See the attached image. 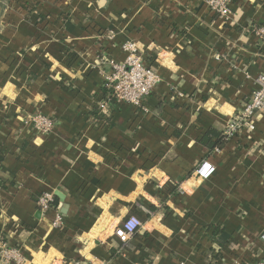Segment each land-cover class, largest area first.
<instances>
[{
  "label": "crops",
  "instance_id": "1",
  "mask_svg": "<svg viewBox=\"0 0 264 264\" xmlns=\"http://www.w3.org/2000/svg\"><path fill=\"white\" fill-rule=\"evenodd\" d=\"M254 25L264 0H232L226 18L206 0H0V253L16 247L23 264L260 259L264 111L222 148L201 141L224 131L264 73ZM126 42L160 82L145 110L112 99L103 119L97 103ZM36 113L53 119L50 132L35 130ZM204 158L216 172L201 181ZM47 191L56 209L42 213ZM130 215L144 224L122 245L113 229Z\"/></svg>",
  "mask_w": 264,
  "mask_h": 264
},
{
  "label": "built area",
  "instance_id": "2",
  "mask_svg": "<svg viewBox=\"0 0 264 264\" xmlns=\"http://www.w3.org/2000/svg\"><path fill=\"white\" fill-rule=\"evenodd\" d=\"M210 10L221 18H226L230 12L232 0H206ZM257 39L264 46V25H254L251 28ZM127 56L123 62L112 61L110 63L111 71L106 75L105 86L109 90L108 98L101 99L97 103L96 111L103 119L110 112V103L112 99H118L129 102L134 106L146 109V99L152 94L156 86L160 82V75L151 64L145 62L143 55L139 53V49L134 42H126L122 45ZM256 89L253 91L248 102L244 107L232 117L225 129L224 134L226 140H230L238 133L246 130L254 129V119L257 113L264 111V73L258 74L255 79ZM102 119H97L99 123ZM32 121L40 133H48L53 129V119L47 115L36 113L32 117ZM216 172V166L207 158L202 159L194 168V176L197 180H208ZM39 210L44 213L54 206L55 195L53 192H43L36 199ZM53 227L60 228L62 226V216L57 213L53 220ZM143 221L136 215H130L122 220L113 229V234L117 237L122 245H127L131 238L143 227ZM264 241V233L260 236ZM1 261L4 264H23L24 258L20 250L16 247L4 246L0 253ZM247 264H264L263 256L251 263Z\"/></svg>",
  "mask_w": 264,
  "mask_h": 264
},
{
  "label": "trees",
  "instance_id": "3",
  "mask_svg": "<svg viewBox=\"0 0 264 264\" xmlns=\"http://www.w3.org/2000/svg\"><path fill=\"white\" fill-rule=\"evenodd\" d=\"M107 88V87H105ZM201 141L208 146L211 149H219L222 148L225 143L227 142L226 138H225V134L224 131H219L216 128H210L201 138ZM4 182L1 180L0 178V187L4 186ZM58 198L55 197V202H54V206L56 208V200ZM222 229L216 228L215 229V234L219 237V234H221ZM216 237V238H218ZM219 240V239H218ZM220 242V241H219Z\"/></svg>",
  "mask_w": 264,
  "mask_h": 264
},
{
  "label": "water",
  "instance_id": "4",
  "mask_svg": "<svg viewBox=\"0 0 264 264\" xmlns=\"http://www.w3.org/2000/svg\"><path fill=\"white\" fill-rule=\"evenodd\" d=\"M58 197H60L61 202H62V206H61V212L62 213H66L68 210V204L65 202V195L60 192V191H56L55 193Z\"/></svg>",
  "mask_w": 264,
  "mask_h": 264
}]
</instances>
